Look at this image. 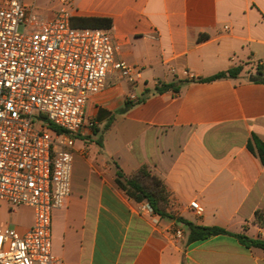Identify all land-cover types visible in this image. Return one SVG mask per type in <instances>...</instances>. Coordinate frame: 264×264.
Here are the masks:
<instances>
[{
  "label": "crops",
  "instance_id": "1",
  "mask_svg": "<svg viewBox=\"0 0 264 264\" xmlns=\"http://www.w3.org/2000/svg\"><path fill=\"white\" fill-rule=\"evenodd\" d=\"M61 8L76 28L110 19L115 58L142 78L132 85L115 74L87 103L71 195L52 215L54 254L66 264H264V249L232 236L187 244L183 224L160 216L154 224L115 181L116 164L126 176L147 167L164 182L168 213L264 240L254 221L264 211V165L247 146L264 140V0H56L40 14ZM236 68V77L206 80ZM167 84L178 90L156 91ZM106 125L100 145L84 139ZM34 221L30 207L0 201V225L24 233Z\"/></svg>",
  "mask_w": 264,
  "mask_h": 264
},
{
  "label": "built area",
  "instance_id": "2",
  "mask_svg": "<svg viewBox=\"0 0 264 264\" xmlns=\"http://www.w3.org/2000/svg\"><path fill=\"white\" fill-rule=\"evenodd\" d=\"M116 51L108 31L72 26L64 8L46 18L24 0L0 3V201L35 216L24 233L0 225V264H66L53 252L52 215L71 195L86 105L115 74L132 85L142 78ZM190 208L204 213L197 201ZM141 211L158 223L148 203ZM174 235L184 238L181 228Z\"/></svg>",
  "mask_w": 264,
  "mask_h": 264
},
{
  "label": "trees",
  "instance_id": "3",
  "mask_svg": "<svg viewBox=\"0 0 264 264\" xmlns=\"http://www.w3.org/2000/svg\"><path fill=\"white\" fill-rule=\"evenodd\" d=\"M89 24L83 28H101L108 30L112 27V21L107 18H92L83 19ZM203 38V37H202ZM241 68L231 69L227 72H222L206 79L207 81L217 80L226 77H236L240 73ZM257 81L264 84V76L260 73ZM178 90L175 84L163 85L157 88V92H165L168 90ZM133 106L130 100H126L125 106L119 111V113H125ZM108 125H106L103 131L107 130ZM52 129H55L52 127ZM93 134H97L95 127H92ZM248 149L258 156L261 163L264 165V140H260L253 137L252 140L248 142ZM116 184L118 187L128 196V198L134 200L137 203H148L153 211L161 218L172 219L178 223L183 224L187 229V244H191L197 241H201L212 236L218 235H228L235 237L242 245L248 248H261L264 249V240L252 239L245 234H235L221 227H206L198 226L191 222L184 220L181 217H177L171 213L167 212L169 206L168 193L164 182L152 175L147 167L140 168L134 175L126 176L119 166L116 164ZM255 223L264 228V211L257 210L254 215Z\"/></svg>",
  "mask_w": 264,
  "mask_h": 264
},
{
  "label": "rangeland",
  "instance_id": "4",
  "mask_svg": "<svg viewBox=\"0 0 264 264\" xmlns=\"http://www.w3.org/2000/svg\"><path fill=\"white\" fill-rule=\"evenodd\" d=\"M26 2L28 3L29 6L33 7L36 12L44 15H48L49 11L56 8V0H26ZM104 127H97L96 135L93 134V130H92L91 132L93 135L84 139L90 142L94 141L97 145H100ZM93 137H95V140H93ZM12 208H16V207H12Z\"/></svg>",
  "mask_w": 264,
  "mask_h": 264
}]
</instances>
